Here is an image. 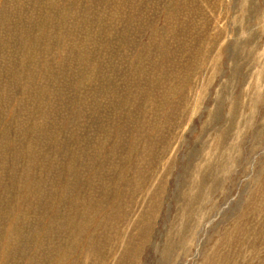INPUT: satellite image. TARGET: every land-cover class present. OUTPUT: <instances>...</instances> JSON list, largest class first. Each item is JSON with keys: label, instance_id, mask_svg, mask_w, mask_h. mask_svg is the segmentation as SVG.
<instances>
[{"label": "rangeland", "instance_id": "374dc122", "mask_svg": "<svg viewBox=\"0 0 264 264\" xmlns=\"http://www.w3.org/2000/svg\"><path fill=\"white\" fill-rule=\"evenodd\" d=\"M60 261L264 264V0H0V264Z\"/></svg>", "mask_w": 264, "mask_h": 264}, {"label": "bare ground", "instance_id": "6f19581e", "mask_svg": "<svg viewBox=\"0 0 264 264\" xmlns=\"http://www.w3.org/2000/svg\"><path fill=\"white\" fill-rule=\"evenodd\" d=\"M49 46V45H48ZM36 50V49H35ZM22 66V65H21ZM70 168V167H69ZM70 171V170H69ZM32 183V182H31ZM21 197V196H20ZM26 199V198H25ZM17 201H19V200H17ZM21 201H23L24 202V198L23 197H21ZM22 202V203H23ZM21 203V202H20ZM21 203V204H22ZM12 210H13V208H12ZM95 228V227H94ZM95 230V229H94ZM84 231V230H83ZM8 232H10V231H8ZM12 233H10V235H11ZM8 236H9V234H7ZM6 236V235H5ZM11 237V236H10ZM11 238H14V236L13 237H11ZM100 238V237H99ZM8 241H11V240H9V239H7ZM88 242V241H87ZM8 243V242H7ZM72 243V242H71ZM78 243V242H77ZM76 243V244H77ZM89 243V242H88ZM17 244V243H16ZM19 244V243H18ZM8 245V244H7ZM6 246V245H5ZM76 246V245H75ZM11 247V246H10ZM15 247H16V245H15ZM74 247V245H72V247L71 248H73ZM6 248V247H5ZM8 249H9V247H8ZM8 249H7V251H8ZM13 249V248H12ZM14 249H16V248H14ZM75 250V249H74ZM7 251H5L4 252V256L6 255L7 256ZM16 252V251H15ZM54 252V251H53ZM71 254V253H70ZM68 256L66 255L65 257H62V262H64L65 260H66V258H67ZM58 262L59 264H62V262ZM7 264V263H6Z\"/></svg>", "mask_w": 264, "mask_h": 264}]
</instances>
